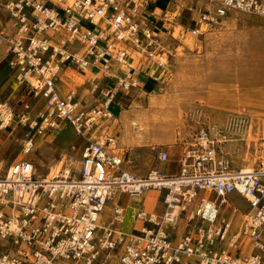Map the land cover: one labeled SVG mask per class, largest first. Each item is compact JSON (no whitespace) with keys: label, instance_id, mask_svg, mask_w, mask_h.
<instances>
[{"label":"built area","instance_id":"1","mask_svg":"<svg viewBox=\"0 0 264 264\" xmlns=\"http://www.w3.org/2000/svg\"><path fill=\"white\" fill-rule=\"evenodd\" d=\"M159 1L0 0L13 23L9 67L36 101L17 111L0 100V131H25V157L0 160V264H264V157L250 173L232 170L217 136L248 118L230 115L223 129L202 124L182 141L178 173L139 175L108 127L113 103L166 71L165 34L199 38L232 12L264 17V0H204L199 24L178 32ZM87 70L105 83L102 99L91 93L95 104L63 78ZM64 131L85 141L79 167L61 160L38 176L29 158L36 138ZM158 159L168 165L170 153ZM152 191L165 204L161 215L140 201ZM234 193L250 209L235 207L227 220L222 208Z\"/></svg>","mask_w":264,"mask_h":264},{"label":"rangeland","instance_id":"2","mask_svg":"<svg viewBox=\"0 0 264 264\" xmlns=\"http://www.w3.org/2000/svg\"><path fill=\"white\" fill-rule=\"evenodd\" d=\"M166 3L164 10L169 17H175L173 23L177 27L199 24L204 0H168ZM203 29L205 34L199 38L186 34L174 41L164 35L170 51L166 71L160 72L159 80L152 79L143 92L132 91L131 97H127L129 105L123 106L128 113L108 126L110 134L118 141V148L139 175L156 168L164 169L166 165L158 159L161 150L170 153L172 170L178 172L182 141L192 137L202 124L223 129L230 115L248 118L245 127L226 131L225 138L217 135L223 141L231 169H254L257 160L264 157V17L232 12L210 26L204 25ZM179 30L180 27L177 32ZM12 31L11 17L0 6V100L9 101L20 111L25 103L35 105L36 101L24 87L17 85L9 67L8 38ZM63 78L82 95L84 84L97 85L100 81L91 70L69 71ZM144 80L142 77L141 81ZM95 93H100L98 88ZM88 96L91 97V93L86 98ZM120 110L117 102L110 106L115 116ZM135 123L143 130L136 131ZM62 133L36 138L35 151L29 158L34 160L38 176L50 174L61 160L68 166L79 167L85 141L72 132ZM24 134L21 127L0 131L1 159L11 162L25 157ZM146 135L152 136L153 144L145 142ZM158 199L159 192L153 191L148 194L147 201L145 197L140 201L147 206L151 205L149 200L156 202ZM129 203V197L123 198L124 206ZM231 204L222 208V216L227 220L235 219V207L243 213L250 209L238 194L231 196ZM111 206L109 203L104 218L108 217ZM165 209L162 201L157 213L161 215ZM243 221L242 216L236 218L239 226ZM179 228H183V222Z\"/></svg>","mask_w":264,"mask_h":264},{"label":"crops","instance_id":"3","mask_svg":"<svg viewBox=\"0 0 264 264\" xmlns=\"http://www.w3.org/2000/svg\"><path fill=\"white\" fill-rule=\"evenodd\" d=\"M168 0H160L159 1V3H160V6L161 7H163V9L165 8V4H167L166 2H167ZM90 75V74H89ZM145 80L144 81H142V88L140 89V91L141 92H143L144 91V89L145 88H147V86L149 85V83L151 82V80L152 79H148V78H146V77H143ZM89 82V81H88ZM105 85V83L102 81H98V84L97 85H93V84H84V93H83V96H87V94H89V93H92L94 90L96 91V89L97 88H99V91L102 93H100L98 96H97V98L99 99H102V97H103V86ZM21 87H23V86H21ZM25 89H26V87H24ZM27 90V89H26ZM28 91V90H27ZM28 93H29V91H28ZM127 97H121V98H119L118 99V101H119V105H120V107H121V110H120V112H119V114L117 115V116H115L114 115V118H115V120H122V118H123V116H124V114L126 113V112H128L127 110H126V108H124L123 106L125 105V104H128L127 103ZM90 100H92V102H91V104L93 103V104H95V102H96V99H94L93 100V97L91 96H88V98H87V101H90ZM114 104V103H113ZM36 105V104H35ZM129 105V104H128ZM10 130V129H9ZM65 132H68V135L71 133V131H64L62 134H64ZM145 142H148V143H150V144H153V142H154V139L152 138V136H150V135H146L145 136ZM143 146H145V145H142V147ZM142 150H143V148H142ZM181 152H182V146H181V149H180V154H181ZM0 160H4L6 163H11V162H9V161H7V160H5V159H1L0 158ZM14 161V160H13ZM172 164L171 163H169L168 165H166L165 167H164V169H162V170H164L165 172H167V173H178L179 172V170H178V172H176V171H174V170H172ZM153 192V191H152ZM151 192V193H152ZM150 193V192H149ZM149 193H147L146 195H145V201H147V198H148V194ZM234 194H236V193H234ZM234 194H232V196L234 195ZM150 201V203H151V205H148L147 204V211H149V209H152L153 210V208L155 209V210H157V208H158V205L160 204L159 203V201H160V199H158L156 202L155 201H153V200H149ZM148 203V202H147ZM146 204V203H145Z\"/></svg>","mask_w":264,"mask_h":264},{"label":"bare ground","instance_id":"4","mask_svg":"<svg viewBox=\"0 0 264 264\" xmlns=\"http://www.w3.org/2000/svg\"><path fill=\"white\" fill-rule=\"evenodd\" d=\"M128 113V112H127ZM134 125H136L135 126V129H136V131H140V130H143V128L142 127H139V125L137 124V123H135ZM140 137V136H139ZM141 138V137H140ZM252 170H247V171H243L242 173H250ZM108 208V207H107ZM106 208V209H107Z\"/></svg>","mask_w":264,"mask_h":264}]
</instances>
